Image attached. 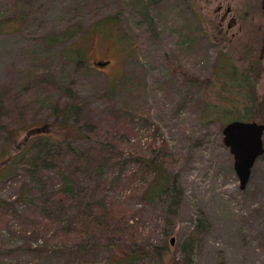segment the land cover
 I'll return each mask as SVG.
<instances>
[{"label":"rangeland","instance_id":"374dc122","mask_svg":"<svg viewBox=\"0 0 264 264\" xmlns=\"http://www.w3.org/2000/svg\"><path fill=\"white\" fill-rule=\"evenodd\" d=\"M261 1L145 0L154 21L152 33L134 0H0V19L11 18L8 31L0 32V88L7 86L16 96L8 101V110L23 106L31 118L40 106L47 113L51 100L60 96L59 82L67 87L63 99L72 100L75 94L85 108L97 111L115 100V93L107 95L109 80L126 71L132 83L118 97L126 108L136 107L130 148L148 150L155 140L167 142L180 154L173 169L179 197L172 191L131 204L132 221L140 232L137 244L145 249L165 247L170 256L164 261L174 257L176 263H163L150 253L137 264H264V153L241 189L233 156L222 141V125L200 117L202 89L190 86L177 69L205 76L217 54L226 50L242 66L254 58L264 75ZM116 10H121L116 26L121 37L112 30L88 38L83 64L75 71L73 60L63 53L73 43L45 40L49 32L71 23L86 25ZM20 14L24 15L18 20ZM101 58L110 62L94 66ZM258 83L262 92L264 78ZM18 128L19 136L25 135V128ZM24 182L39 195L43 183L29 181L19 165L0 180V196L14 198ZM50 185L44 177V186Z\"/></svg>","mask_w":264,"mask_h":264},{"label":"trees","instance_id":"16d2710c","mask_svg":"<svg viewBox=\"0 0 264 264\" xmlns=\"http://www.w3.org/2000/svg\"><path fill=\"white\" fill-rule=\"evenodd\" d=\"M134 3L153 33L150 1ZM120 11L86 25L71 23L49 32L45 40L73 43L63 53L73 60L75 71L83 64L88 38L112 30L121 37L116 27ZM9 20L0 19V32L8 31ZM250 59L242 66L229 51H220L205 76L178 66L183 80L202 89L197 104L202 119H215L222 126L236 118L264 122V89H257L264 75L260 63ZM127 74L109 80L107 95L115 93V100L97 111L85 108L75 94L72 100L63 99L67 87L57 82L60 96L51 100L47 113L38 106L29 118L23 106L8 110V101L16 96L7 86L0 88V180L20 165L29 181L43 183L39 195L24 182L14 198L0 196V264H99L102 258L106 264H137L150 253L159 255L163 263L174 261V257L164 261L170 256L165 247L145 249L136 242L140 232L132 221L131 204L172 191L179 197L173 169L180 154L171 151L167 142L155 140L148 143V150L130 148L136 107L126 108L118 97L132 83ZM20 125L25 128L22 137L17 131ZM44 177L51 182L48 188Z\"/></svg>","mask_w":264,"mask_h":264},{"label":"water","instance_id":"95a60500","mask_svg":"<svg viewBox=\"0 0 264 264\" xmlns=\"http://www.w3.org/2000/svg\"><path fill=\"white\" fill-rule=\"evenodd\" d=\"M264 17V0L261 1ZM264 53V40L261 54ZM110 62L108 58L96 59L93 64L104 67ZM264 122L259 119H232L223 124L222 141L233 156V168L238 176L239 187L245 188L251 169L256 159L264 153ZM171 239V243H172Z\"/></svg>","mask_w":264,"mask_h":264},{"label":"flooded vegetation","instance_id":"af4514ba","mask_svg":"<svg viewBox=\"0 0 264 264\" xmlns=\"http://www.w3.org/2000/svg\"><path fill=\"white\" fill-rule=\"evenodd\" d=\"M223 20H224V18L221 19L220 24L222 23Z\"/></svg>","mask_w":264,"mask_h":264}]
</instances>
